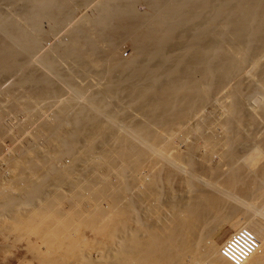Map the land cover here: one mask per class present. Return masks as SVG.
Returning <instances> with one entry per match:
<instances>
[{
	"label": "bare ground",
	"instance_id": "1",
	"mask_svg": "<svg viewBox=\"0 0 264 264\" xmlns=\"http://www.w3.org/2000/svg\"><path fill=\"white\" fill-rule=\"evenodd\" d=\"M84 1L0 0V112L33 122L0 233L39 264H232L242 214L238 264H264V0H92L43 50Z\"/></svg>",
	"mask_w": 264,
	"mask_h": 264
},
{
	"label": "rangeland",
	"instance_id": "2",
	"mask_svg": "<svg viewBox=\"0 0 264 264\" xmlns=\"http://www.w3.org/2000/svg\"><path fill=\"white\" fill-rule=\"evenodd\" d=\"M94 1V0H93ZM93 1L92 0H85L84 1V3H82V4H80L79 5V7L75 10L76 12H73V14L71 15V17H70V19H68V21H67V23L65 22V24L63 23V25L61 24V26L60 27H58L57 28V30H54L53 32L51 31V33L50 32H48V33H50V34H48L47 33V35H45V39H43L42 40V42H43V45H41V47L43 46H48V45H52L54 42H56V41H58L62 36H63V34L65 33V32H63V31H65V27L67 28L68 27V25L70 24V23H72V21H74V19H76V17L78 16V15H82L83 13L85 14V12L87 11V13L86 14H89V13H91V8H92V4H93ZM96 1V0H95ZM94 1V2H95ZM139 1V2H138ZM90 2V3H89ZM137 3L135 4V6H136V8L140 11V10H144L145 9V3L143 2V0H137L136 1ZM92 3V4H91ZM82 5H84V6H82ZM81 6H82V8H81ZM86 8H88V9H86ZM90 8V9H89ZM82 13V14H81ZM76 15V16H75ZM79 17V16H78ZM77 17V18H78ZM72 19V20H71ZM71 20V21H70ZM77 20V19H76ZM75 22V21H74ZM67 24V25H66ZM47 25V23H45L44 22V28H46L45 26ZM64 29V30H63ZM59 32V33H56V32ZM63 32V33H62ZM60 34V35H59ZM62 34V35H61ZM54 38H53V37ZM57 37H60L59 39L56 38ZM45 41V42H44ZM51 42V43H50ZM129 41H127V40H125V42H124V40H123V44H122V40L119 42V45H117L118 47H119V49H118V47H117V53L118 54H120V56H122L123 55V57H127V56H129L130 55V53H131V49H130V47H131V45H130V43H128ZM46 43V44H45ZM48 43V44H47ZM125 44V45H124ZM127 46V47H126ZM42 47V48H43ZM46 47H44L43 48V50L45 49ZM41 50L42 49H38L37 50V52L39 51V53L41 52ZM42 50V51H43ZM120 50V51H119ZM121 52V53H120ZM10 74V77L8 76ZM9 74L8 75H6V74H4V76L7 78V79H5V77L3 76V80L2 79H0V84L1 85H3V83H7V81H8V78H9V81H10V78H12V76L11 75H13V72H9ZM90 74V75H89ZM73 75H75V79H77V80H81V78L80 77H82V79L84 80V81H86V80H89V79H92L93 80V78H95V77H98L97 75H94L93 73H86L85 75H80V73L79 74H73ZM77 75H79V76H77ZM86 75H88V78H86L87 76ZM90 76V77H89ZM93 76H95V77H93ZM93 77V78H92ZM1 78H2V76H1ZM5 80H7V81H5ZM2 81V82H1ZM8 84V83H7ZM4 86V85H3ZM3 86H2V88H3ZM5 86H7V85H5ZM4 86V87H5ZM64 85H62L61 87H62V92L61 93H59V95L57 96V97H55V99L53 100L52 98L50 99L51 101H49L48 102V105L47 104H44L45 106H43L41 109H40V111H39V115L38 116H33V120L32 121H34V123L36 122V121H38V119H40V118H42L44 115H47L46 113L47 112H49L50 110H51V108L53 107L52 105H53V103H55L56 102V100H57V98L60 100V98L62 99V98H64V96H65V94H66V96H67V94H68V89H65V88H67L66 86H65V88L63 87ZM0 88H1V86H0ZM1 88V89H2ZM13 90H14V88H12ZM18 90V89H17ZM17 90H14L15 92L17 91ZM67 91V92H66ZM65 93V94H64ZM65 96V97H66ZM0 98H2V100L0 99V104L3 102V101H5V99H4V95H0ZM45 101H47V100H49L48 98H45L44 99ZM43 100H41L40 102H42ZM44 102V101H43ZM50 104H51V106H50ZM46 106H48V107H46ZM51 107V108H50ZM54 107H55V105H54ZM44 108V109H43ZM46 108V109H45ZM53 109V108H52ZM42 110H43V112H42ZM45 110H47L46 112H45ZM19 112V113H18ZM4 114L3 116L2 115H0V120L1 121H3V124H4V126L5 125H7V126H5V129H7L8 128V130L6 131V133H5V135L4 134H0L1 136H0V139H1V137L2 138H4V139H1L0 140V147H1V152H0V159L2 160H0V185H2V182H4V179H6V178H8V176L7 175H10V171H9V169H11V168H9V166H7L8 165V163L6 162V161H4L5 160V158H7L8 156L10 157L11 156V154H12V151H13V149L15 148V146H16V144L17 143H20V142H22L21 140L22 139H24V137L30 132V130L29 129H31V127L33 126V122H29V121H27L28 123H26L25 122V125H24V123L22 124V127L24 128L23 130H22V128H18L17 129V127H16V125L15 124H18L20 121H21V119L23 118L24 119V115H23V113H22V111H17V113H16V111L13 113L12 111L10 112V111H8V112H3V111H1L0 112V114ZM13 113V114H12ZM43 113V115H41ZM16 114V115H15ZM49 114V113H48ZM21 115V116H20ZM1 117H3V119L1 118ZM39 117V118H38ZM216 118V117H215ZM22 119V120H23ZM36 120V121H35ZM6 121V122H5ZM18 121V122H17ZM7 127V128H6ZM13 128V129H12ZM27 128V129H26ZM12 130V131H11ZM22 131V132H21ZM28 132V133H27ZM13 133V134H12ZM19 133V134H18ZM20 133H21V135H20ZM25 133H27L26 135H24ZM7 134V135H6ZM4 135V136H3ZM14 135V136H13ZM29 135V134H28ZM27 135V136H28ZM8 136V138H6ZM13 138H12V137ZM23 136V137H22ZM26 136V137H27ZM11 137V138H10ZM25 137V139H27ZM29 137V136H28ZM10 138V139H9ZM21 138V139H20ZM7 139V140H6ZM24 139V140H25ZM12 140V141H11ZM20 142H19V141ZM23 140V141H24ZM18 141V142H17ZM1 142H2V144H1ZM6 146V147H5ZM12 150V151H11ZM6 151V152H5ZM10 152V153H9ZM8 154H10V155H8ZM6 155V156H5ZM66 160H67V158H65ZM5 163V164H4ZM7 164V165H6ZM5 167H6V169H5ZM9 168V169H8ZM7 170V171H6ZM8 172V173H7ZM10 172V173H9ZM6 173V174H5ZM4 176H5V178H4ZM4 178V179H3ZM3 179V180H2ZM2 180V181H1ZM103 202V201H102ZM102 205H104V204H106L105 202H103V203H101ZM237 215H239V218H240V220L242 219V216H240V215H242V214H237ZM237 215H234V220H235V222L234 223H236L237 222V224H239V223H241V221H237ZM235 216H237V217H235ZM239 218H238V220H239ZM245 218V216L243 215V222H244V219ZM232 219V218H231ZM230 219V220H231ZM229 220V222H227V221H225L224 223H222L221 225H219V227H218V233L216 234V239L218 240H216L217 241V243L219 244V246L221 245V243L222 242H224L225 240H227V239H229L230 238V236H231V234L233 235L234 233H235V227H233L232 226V222L234 221L233 219L230 221ZM227 222V223H226ZM226 223V224H225ZM244 224V223H243ZM243 224H240L241 226L243 225ZM1 234V233H0ZM89 235V234H88ZM11 237V238H10ZM8 236V238L10 239V241H9V239H6V238H4V236L1 234L0 235V264H39L38 262H37V259H35V258H33L32 257V255H31V253L27 250V247H25V242L24 241H19V242H15L14 240H13V237L12 236ZM5 241H9V242H5ZM12 241V243H10ZM14 242L16 243V244H14ZM7 244V245H6ZM3 246V247H2ZM14 248V249H13ZM32 261V262H31ZM30 262V263H29Z\"/></svg>",
	"mask_w": 264,
	"mask_h": 264
},
{
	"label": "built area",
	"instance_id": "3",
	"mask_svg": "<svg viewBox=\"0 0 264 264\" xmlns=\"http://www.w3.org/2000/svg\"><path fill=\"white\" fill-rule=\"evenodd\" d=\"M234 242L235 240L231 238L222 242L220 245L221 246L220 252H221V255L227 258L228 261H230L232 264H238L240 261H242V259H244L247 256L248 251H245V250H248V249L242 246L244 251L237 250Z\"/></svg>",
	"mask_w": 264,
	"mask_h": 264
}]
</instances>
